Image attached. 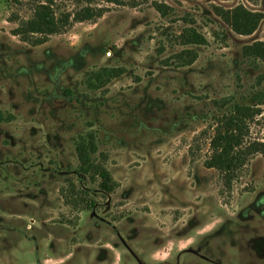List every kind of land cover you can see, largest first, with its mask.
<instances>
[{"label":"rangeland","instance_id":"374dc122","mask_svg":"<svg viewBox=\"0 0 264 264\" xmlns=\"http://www.w3.org/2000/svg\"><path fill=\"white\" fill-rule=\"evenodd\" d=\"M121 1L0 0V264H264V61L242 55L264 43V0ZM44 5L65 31L15 35ZM86 5L102 16L72 21ZM237 6L262 14L250 35L221 17ZM103 68L122 74L90 86ZM235 103L258 150L228 183L204 162ZM88 133L110 192L79 171Z\"/></svg>","mask_w":264,"mask_h":264},{"label":"trees","instance_id":"16d2710c","mask_svg":"<svg viewBox=\"0 0 264 264\" xmlns=\"http://www.w3.org/2000/svg\"><path fill=\"white\" fill-rule=\"evenodd\" d=\"M89 0H87L88 2ZM110 4H122L121 0H104ZM131 7H135L138 2H151L153 8L165 15L166 6L159 3L157 0H127ZM104 9L85 7L75 11L72 14V21L84 22L92 21L102 16ZM222 19L230 26V28L239 35H250L253 33L262 19V14L246 10L242 6H237L231 10L225 11L221 14ZM69 24L68 15H60L55 17L49 7L46 5L35 10L33 17L25 22H22L17 29L15 35L20 36L25 42L30 41V35H39L40 38L36 39L35 43H42L45 38L50 35L63 33ZM183 44L202 45L205 43L204 38L197 33L194 29L189 28L181 34ZM183 53L178 55L185 64H190L194 59V55L182 56ZM244 57L255 59H262L264 61V43L256 42L242 49ZM190 58V59H189ZM122 74L120 69L103 68L98 72L89 76L88 83L90 86H103L111 79L116 78ZM255 104H261L264 100L262 93L254 94L251 99ZM231 112L222 119L215 131V134L210 142L211 156L204 162L207 168L221 170L225 174V178L230 182V175L234 170L242 164V158L248 155L251 151H257L251 147L249 152L242 149L243 139L245 136V120L251 117L249 113L250 108L245 105L233 104ZM76 156L79 162V171L83 174L90 173L99 177V188L103 192H110V176L108 172L99 168L93 160L92 156L97 151L94 136L90 133L85 137H81L75 147Z\"/></svg>","mask_w":264,"mask_h":264}]
</instances>
